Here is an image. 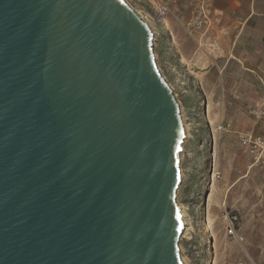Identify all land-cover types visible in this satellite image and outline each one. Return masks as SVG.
Listing matches in <instances>:
<instances>
[{"label": "water", "instance_id": "1", "mask_svg": "<svg viewBox=\"0 0 264 264\" xmlns=\"http://www.w3.org/2000/svg\"><path fill=\"white\" fill-rule=\"evenodd\" d=\"M151 45L124 0H0V264H183Z\"/></svg>", "mask_w": 264, "mask_h": 264}, {"label": "rangeland", "instance_id": "2", "mask_svg": "<svg viewBox=\"0 0 264 264\" xmlns=\"http://www.w3.org/2000/svg\"><path fill=\"white\" fill-rule=\"evenodd\" d=\"M124 1L151 31L155 65L184 129L176 191L188 217L182 263L263 262L264 21L241 32L242 21L222 20L205 1ZM225 212L236 216L240 242L224 236Z\"/></svg>", "mask_w": 264, "mask_h": 264}, {"label": "crops", "instance_id": "3", "mask_svg": "<svg viewBox=\"0 0 264 264\" xmlns=\"http://www.w3.org/2000/svg\"><path fill=\"white\" fill-rule=\"evenodd\" d=\"M187 1L189 0H186L185 2ZM191 1L192 3H200L201 1H205L206 4L209 5V8L213 13H217L222 16V20L242 21L243 22L242 25H244V27L241 28V32H248L251 29L252 24L256 21H261V20L264 21V0H191ZM250 259L256 262L257 264H261L264 262V261L258 262L253 258ZM246 260L247 258H244L239 260L238 262H242Z\"/></svg>", "mask_w": 264, "mask_h": 264}, {"label": "built area", "instance_id": "4", "mask_svg": "<svg viewBox=\"0 0 264 264\" xmlns=\"http://www.w3.org/2000/svg\"><path fill=\"white\" fill-rule=\"evenodd\" d=\"M223 219L225 222L224 235L229 240L240 242L241 238L238 236L237 231H236V222H237L236 216L225 212ZM235 264H257V263L252 261L250 258H247L246 261L238 262ZM261 264H264V262Z\"/></svg>", "mask_w": 264, "mask_h": 264}, {"label": "bare ground", "instance_id": "5", "mask_svg": "<svg viewBox=\"0 0 264 264\" xmlns=\"http://www.w3.org/2000/svg\"><path fill=\"white\" fill-rule=\"evenodd\" d=\"M125 2V1H124ZM181 179V178H180ZM214 190V187L211 189V192ZM211 193L209 194V197H210ZM209 197H208V200L209 201ZM178 206V209H179V213L181 215V220H182V223H183V231L185 233V231L187 230V227H188V217L185 213V210L180 206V205H177ZM182 231V232H183ZM182 235V234H181ZM181 259V258H180Z\"/></svg>", "mask_w": 264, "mask_h": 264}]
</instances>
